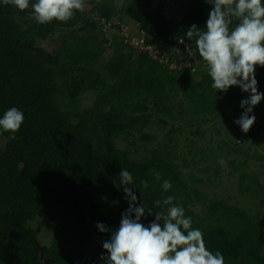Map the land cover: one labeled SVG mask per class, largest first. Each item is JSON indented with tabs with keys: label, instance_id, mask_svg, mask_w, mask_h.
I'll list each match as a JSON object with an SVG mask.
<instances>
[{
	"label": "trees",
	"instance_id": "1",
	"mask_svg": "<svg viewBox=\"0 0 264 264\" xmlns=\"http://www.w3.org/2000/svg\"><path fill=\"white\" fill-rule=\"evenodd\" d=\"M171 8V0H85L71 20L38 24L28 19L31 7L20 11L0 0V118L11 107L24 113L14 140L0 131V264H89L90 249L110 238L97 223L115 231L129 206L122 169L133 176L129 187L138 202L153 213L166 211L162 200L173 196L225 264H264V209L255 218L229 197L205 191L237 177L242 193H264L245 172L250 151L264 161V99L250 114L254 125L242 132L235 121L250 93L236 86L216 92L204 62L196 63L180 42L193 24L206 26L211 1L186 2L175 26ZM125 18L138 28V40L116 36L123 31L117 20ZM108 30L116 33L110 41ZM140 42L157 57L135 48ZM255 78L264 93V67H256ZM90 91L93 102L84 106ZM186 116L219 122L226 132L232 127L235 144L214 138L199 160L184 159L170 137ZM198 163H206L201 176L187 178ZM164 180L172 183L167 192ZM153 220L146 212L141 222ZM43 234L51 241L44 243Z\"/></svg>",
	"mask_w": 264,
	"mask_h": 264
},
{
	"label": "clouds",
	"instance_id": "2",
	"mask_svg": "<svg viewBox=\"0 0 264 264\" xmlns=\"http://www.w3.org/2000/svg\"><path fill=\"white\" fill-rule=\"evenodd\" d=\"M2 2L20 11L31 7L28 19L38 24L67 22L85 7V0H35L31 5L30 0ZM211 5L206 26L201 29L193 24L187 30L186 39L191 43L186 45V52L196 63L204 62L216 92L226 93L236 86L250 93L241 101L243 113L235 121L247 133L256 119L250 114L264 99L255 78L256 67H264V0H212ZM233 21H236L234 27ZM23 121L24 113L11 107L0 118V131L10 133L9 139L14 140ZM220 163L224 161L221 159ZM119 180L129 206L115 231L97 223L101 233H110V238L102 244L107 253L101 256L104 264H225L219 250L213 253L207 248L204 233L192 226V218L185 215L182 206L174 204L173 196L162 200L166 211L153 213L143 202H138L129 187L133 182L129 171L122 169ZM141 185L148 188L146 180ZM161 187L167 192L172 183L164 180ZM146 212L154 214V220L147 226L141 222Z\"/></svg>",
	"mask_w": 264,
	"mask_h": 264
},
{
	"label": "rangeland",
	"instance_id": "3",
	"mask_svg": "<svg viewBox=\"0 0 264 264\" xmlns=\"http://www.w3.org/2000/svg\"><path fill=\"white\" fill-rule=\"evenodd\" d=\"M122 0H116V2H121ZM211 1L212 0H208ZM186 2L188 3L189 0H171V9H170V18L172 21V26L177 25L179 19L183 15V10L185 9ZM117 23L121 25V29L123 31L117 33V37L119 39H123L124 37L132 38L135 40H138L140 38V34L138 33V28L135 27V25L132 24L131 21H129L127 18L124 19V23H121L117 20ZM174 28V27H173ZM115 31L113 32L112 30L106 31V38L108 41L113 39L115 35ZM184 40H180L181 43L185 44H190L191 42L186 39V37H182ZM128 41V40H127ZM183 41V42H182ZM186 41V42H185ZM111 43V42H110ZM114 41L112 45H114ZM142 44L141 42L138 44ZM102 66V64H101ZM101 66L99 70L103 73L104 75V69H101ZM94 98V92H86L83 95V104L84 106H89L92 104ZM180 119V122L177 123L176 125V133L170 137L172 138L173 141H171V148L173 150H178L179 154L184 157V159H188L189 161H192L193 158L196 156V159L199 160L200 158V153L207 152L209 146H211L212 140L217 139L218 141H224V143H229L231 145H234L235 142L232 141L233 137L232 136V127L230 128V132H226L224 130V127L221 123H208L207 125L197 123L196 120H188L189 117L186 116L185 120ZM176 121V120H175ZM191 121V122H189ZM170 124V122H169ZM231 126V124H230ZM198 130H202L204 132V137H200L196 132ZM166 130H168V127H166ZM229 136V137H228ZM169 138H166L165 141H169ZM236 142H242L241 139L236 138ZM245 143L247 140H243ZM249 146V143L247 144V147ZM189 151H191L189 153ZM259 153L261 155H264V150L259 149ZM253 151H250L249 157H248V162H247V169L246 173L247 174H254L258 180L259 183L262 185L264 188V161L259 163L256 159L253 158L252 156ZM207 164L213 165L214 162L210 158H208ZM242 161H245L242 160ZM205 164L198 163L197 166L191 165V168H189L185 172V176L188 178L190 175H195L200 177L201 175L198 174V169L202 166H205ZM229 171V168H226L223 171V175H226ZM186 178V179H187ZM189 180V179H188ZM189 182V181H188ZM224 185V187L222 186ZM205 187H208L207 185H204ZM203 184L199 185V187H204ZM208 193V196L211 197H218V196H227L230 199L231 203H236L246 210H248L250 213L254 214L255 218H261L262 217V210L264 209V193L260 191L258 194L250 195V194H245L242 193L240 188L238 187V181L237 177H233L230 179H227L225 177L222 181L221 184L216 186H212V189H207L206 190ZM228 194V195H227ZM108 207H111L109 204H107ZM41 238L44 243H48L51 241V235L48 234H43L41 235ZM104 255L106 256L107 253L103 249L102 244L99 247L93 246L88 255H87V261L89 264H104V262L101 260V256Z\"/></svg>",
	"mask_w": 264,
	"mask_h": 264
},
{
	"label": "built area",
	"instance_id": "4",
	"mask_svg": "<svg viewBox=\"0 0 264 264\" xmlns=\"http://www.w3.org/2000/svg\"><path fill=\"white\" fill-rule=\"evenodd\" d=\"M135 48H137L139 51H145L149 53L150 55H152L153 58L157 57L153 47L150 46L145 47L143 44H140V45H135Z\"/></svg>",
	"mask_w": 264,
	"mask_h": 264
}]
</instances>
